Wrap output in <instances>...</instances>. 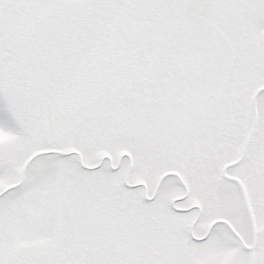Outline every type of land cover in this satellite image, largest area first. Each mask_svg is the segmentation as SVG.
I'll return each instance as SVG.
<instances>
[{
    "label": "snow or ice",
    "instance_id": "obj_1",
    "mask_svg": "<svg viewBox=\"0 0 264 264\" xmlns=\"http://www.w3.org/2000/svg\"><path fill=\"white\" fill-rule=\"evenodd\" d=\"M0 264H264V0H0Z\"/></svg>",
    "mask_w": 264,
    "mask_h": 264
}]
</instances>
